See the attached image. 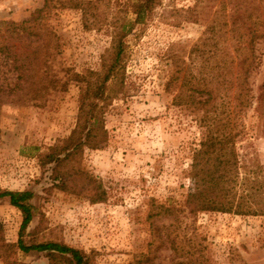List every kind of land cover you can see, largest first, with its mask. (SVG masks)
I'll list each match as a JSON object with an SVG mask.
<instances>
[{"label": "rangeland", "instance_id": "obj_1", "mask_svg": "<svg viewBox=\"0 0 264 264\" xmlns=\"http://www.w3.org/2000/svg\"><path fill=\"white\" fill-rule=\"evenodd\" d=\"M134 1L99 2L107 21L121 24L135 18ZM197 1L164 4L188 8ZM43 5L44 0H0V21L22 22ZM162 8L147 28H136L126 39L127 95L107 109V145L85 149L67 162V177L55 180L56 165L42 168L39 157L75 129L79 89L71 86L45 108L3 107L0 193L34 194L27 244H65L82 251L89 264H264V217L202 213L194 219L188 213L165 216L152 209L153 204L158 208L189 193L191 155L201 136L190 111L173 105L175 95L166 90L173 72L167 52L174 45L181 60L189 62L188 52L206 25L163 20ZM51 23L67 67L79 73L99 69L110 47L104 30H86L80 11L72 9L57 11ZM257 49L260 65L250 78L256 96L264 83V42ZM252 113L249 110L248 125L255 121ZM256 147L264 162V138ZM22 222L21 211L8 198L1 199L0 264H75L65 257L49 259L47 252L18 249ZM10 245L14 250L6 247Z\"/></svg>", "mask_w": 264, "mask_h": 264}, {"label": "trees", "instance_id": "obj_2", "mask_svg": "<svg viewBox=\"0 0 264 264\" xmlns=\"http://www.w3.org/2000/svg\"><path fill=\"white\" fill-rule=\"evenodd\" d=\"M99 1L44 0L43 7L22 22L0 21V121L6 105L45 108L76 86L75 129L39 157L42 168L56 165L55 180L68 176L63 169L67 162L85 149L107 145L105 114L114 100L127 95L126 39L136 28H147L163 7L159 15L163 20L206 25L188 52L189 62L181 60L174 45L167 52L173 72L166 90L175 95L173 105L190 111L201 136L191 155L189 193L158 208L153 204L152 209L165 216L188 213L194 219L202 213L264 217V162L256 147L264 138V83L257 96L250 84L260 65L257 44L264 42V0H198L188 8L166 7L165 0H135L131 5L135 18L121 24L107 21ZM64 9L80 11L86 30H104L110 37L99 69L79 73L61 60L62 46L51 20ZM249 110L255 119L251 125L247 123ZM61 187L66 189V183ZM33 197L31 191L0 193V200L8 198L23 215L18 249L89 264L82 251L65 244L25 242L34 217ZM6 247L14 250L15 246Z\"/></svg>", "mask_w": 264, "mask_h": 264}]
</instances>
